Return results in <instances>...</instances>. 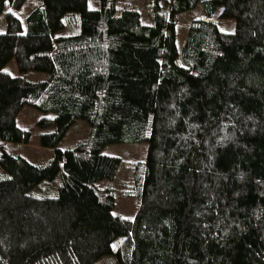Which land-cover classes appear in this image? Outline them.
Listing matches in <instances>:
<instances>
[{"label": "trees", "instance_id": "trees-1", "mask_svg": "<svg viewBox=\"0 0 264 264\" xmlns=\"http://www.w3.org/2000/svg\"><path fill=\"white\" fill-rule=\"evenodd\" d=\"M0 0V264H264V0H153L150 24L118 0ZM177 46L178 13L197 5ZM69 14L78 29L59 34ZM219 19H233L231 31ZM21 72L44 71L31 81ZM51 116L45 164L4 147L27 142L26 105ZM78 119L89 137L58 143ZM146 142L136 212L114 213L116 143ZM57 176L59 180L57 181ZM45 184V185H43ZM116 241V245L113 243Z\"/></svg>", "mask_w": 264, "mask_h": 264}, {"label": "rangeland", "instance_id": "rangeland-1", "mask_svg": "<svg viewBox=\"0 0 264 264\" xmlns=\"http://www.w3.org/2000/svg\"><path fill=\"white\" fill-rule=\"evenodd\" d=\"M41 0H26L21 8L15 10V14L19 16L25 26V17L34 6L38 5ZM153 0H118L120 9L125 7H135L141 15L143 23L150 24L153 22L152 17ZM97 0H90V6L96 7ZM203 12L198 4L195 8L178 13L175 16L177 22V46L180 49L186 40L188 26L192 19L202 17ZM220 29L231 31L234 27L233 19H219L215 16ZM65 28L59 31V34H72L78 29L77 16L69 14L65 20ZM6 21L4 14L0 13V32L5 31ZM4 70L12 75H24L31 81L44 80L48 77V73L44 71H27L21 72L16 64L15 59H11L4 65ZM52 112H43L33 105L26 104L16 117V124L30 131L31 136L27 142L4 141V147L14 155L23 156L27 160L37 164H45L52 156L54 148L44 146L39 141V135L43 131L54 130V125L50 124L41 127L38 124L42 116H51ZM90 126L84 119L76 120L68 129L65 137L58 143L57 147L61 149L71 148L79 141H84L89 137ZM148 144L146 142L135 143H116L106 146L104 153L119 156L121 166L112 180H102L101 187L110 186L113 188L116 196V205L114 213L125 217L133 218L136 212V187L133 180V172L135 163L145 159ZM1 173L2 170L0 169ZM57 181L59 176H57ZM45 185V184H43ZM116 245V241L113 243ZM95 264H118L113 255H104Z\"/></svg>", "mask_w": 264, "mask_h": 264}]
</instances>
